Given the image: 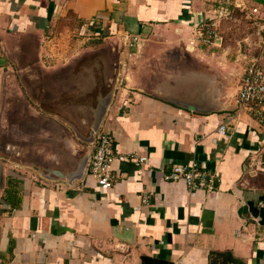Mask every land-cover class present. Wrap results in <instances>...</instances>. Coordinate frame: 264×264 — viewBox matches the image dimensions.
I'll use <instances>...</instances> for the list:
<instances>
[{
	"label": "crops",
	"instance_id": "obj_1",
	"mask_svg": "<svg viewBox=\"0 0 264 264\" xmlns=\"http://www.w3.org/2000/svg\"><path fill=\"white\" fill-rule=\"evenodd\" d=\"M209 1L0 0V264H143V257L150 264H210L212 252L264 264V129L237 104L247 65L242 56L230 63L219 73L226 80L211 90L203 77L193 89L198 81L167 63L182 46L203 55V31L218 13ZM219 30L209 47L221 48ZM81 36L122 46L138 39L119 53L123 66L110 78L115 94L101 130L114 135L118 152L148 161L116 163L124 176L112 189L87 171L69 182L94 150L72 126L89 136L101 94L76 104L89 117L48 110L71 101L77 83L98 73L76 69L95 53L78 52ZM87 92L83 99L92 98ZM175 164L215 173V191L167 181Z\"/></svg>",
	"mask_w": 264,
	"mask_h": 264
},
{
	"label": "rangeland",
	"instance_id": "obj_2",
	"mask_svg": "<svg viewBox=\"0 0 264 264\" xmlns=\"http://www.w3.org/2000/svg\"><path fill=\"white\" fill-rule=\"evenodd\" d=\"M243 1L244 0H210L209 3L211 9L218 8V13L215 14L216 18H210V22L213 20L211 23H214L215 21H218L220 23L219 28L217 27V29H220L219 33H221V35L223 36V43L221 48L217 49L209 47V45H200L201 47L199 48V50L203 53L202 56L198 55L196 51L192 52L190 48H187L185 46L177 48L173 50L175 51L173 55L174 59H171L172 61L168 60L167 62L169 65L170 62L173 63V65H170L173 66V70L169 71L177 72V74H184V76L189 80H197L198 82L193 80L194 82H196V84H194V82L191 83L193 85V89H196L198 87L196 85L200 83V78L203 77L206 81V89L212 90L221 87V84L219 83L221 79L226 80V76H223L219 73H223V71L225 73V71H228L230 63H237V59L239 57L242 56L241 59H243V63H245L247 65L246 68H248L251 61L256 58L260 52V43L264 35V16L251 13V11L255 7H258L256 0H245V4L243 6H240ZM226 9H228L229 12H226ZM67 23L65 22V26H67ZM74 39L78 40L77 37H75ZM85 39L86 37L84 36L80 37L79 40L82 42V44L80 45L78 52L89 50L93 53L95 52L96 54L94 53V55H89L87 56V58L84 57L83 60L77 63L76 69L79 70L80 67H82V69H95L98 71V73L94 76L89 77V80L86 78L85 83H81L83 85L82 87L79 83H77L75 87L76 91L70 94L71 101L66 100L65 102H63L61 100L56 103L59 104L58 107L56 106L54 109H48L53 112H60L62 115H64V112H68L69 115L75 116V119L77 120H79L82 115V118L86 116L89 117L86 108L82 109L80 107H77V103L85 102L89 104V101L95 103L97 101V95L99 93L103 97L102 99H104L114 91L112 90V88L115 87L114 85H116V82L115 84H111L109 81L111 80L110 78H118V69H120V66H123L118 59L119 53H122L123 47H128V50H130V47L127 44H123L122 46L120 44H109L107 42H103V40ZM72 40L73 39H71V43ZM62 48L65 49L66 45ZM131 50H133L132 52H135L134 48ZM105 53H111L112 55H115L114 57H116V59L110 58L108 60H105L102 56H100V54ZM243 56H247V58H244ZM222 57L226 58V60H222ZM164 61L161 62L163 65L166 63V61ZM124 62H126L127 64V61ZM219 69L220 71H223L219 72ZM99 71H102L103 74H101V72ZM81 72L84 73V71L82 70ZM237 78H239L238 83H240L242 78H240L239 74L237 75ZM159 79L160 78L158 77V80ZM124 84L125 83H123L121 86H123ZM89 90H92L93 100L92 98L83 99V96L88 94L87 91ZM82 91L85 92L83 93ZM13 100H16V98L13 97ZM63 105H67L69 107H63ZM82 110L85 114H81V116L78 118V116L80 115V111ZM73 124L74 123H72V125ZM74 126H76L77 128L79 127V125L76 124ZM13 142H16V140H13ZM4 146L5 144L3 143L0 147L4 149Z\"/></svg>",
	"mask_w": 264,
	"mask_h": 264
},
{
	"label": "built area",
	"instance_id": "obj_3",
	"mask_svg": "<svg viewBox=\"0 0 264 264\" xmlns=\"http://www.w3.org/2000/svg\"><path fill=\"white\" fill-rule=\"evenodd\" d=\"M253 14L262 15L264 11L261 7H255ZM218 38L217 23H210L203 31V42L206 45H213ZM134 43H138L137 38H130L127 45L132 48ZM264 49V35L262 39ZM254 58L248 66L242 87L238 97V112H247L264 129V67L262 65V54ZM229 122H225L219 128V133L226 135L229 129ZM148 158L138 153L123 154L115 147V138L110 131L101 130L97 134L94 150L90 156L87 172L93 177L98 185L104 189H112L114 184L123 178V174L116 171L115 164L123 162H133L142 166L147 163ZM167 181H185L190 192L206 190L213 192L216 189L217 175L199 167L198 165L175 164L172 170L165 176ZM144 205L149 203V198L144 196Z\"/></svg>",
	"mask_w": 264,
	"mask_h": 264
},
{
	"label": "water",
	"instance_id": "obj_4",
	"mask_svg": "<svg viewBox=\"0 0 264 264\" xmlns=\"http://www.w3.org/2000/svg\"><path fill=\"white\" fill-rule=\"evenodd\" d=\"M114 92H111V94H109V96L106 98V100L104 101V103L101 104V107L99 109L96 121L94 122L92 129L90 131L89 136H84L82 135L79 130L75 127L72 126L77 137L82 140L84 143H86L89 146H92L95 144L96 139H97V134L101 131V128L104 124L105 118L108 114V111L110 109V106L113 102L114 99ZM162 98L171 101L172 103L179 105L183 108L189 109V110H194L197 111L198 110V106L193 104V103H188V102H183V101H179L177 99H172V98H166L165 96H162ZM91 151L92 148L89 147L88 148V152L84 155L81 163H80V167L79 169L74 172L70 177H69V182H74L77 180H82L86 174L87 168H88V164L90 161V156H91Z\"/></svg>",
	"mask_w": 264,
	"mask_h": 264
},
{
	"label": "trees",
	"instance_id": "obj_5",
	"mask_svg": "<svg viewBox=\"0 0 264 264\" xmlns=\"http://www.w3.org/2000/svg\"><path fill=\"white\" fill-rule=\"evenodd\" d=\"M256 1L264 5V0ZM142 261L143 264L151 263V259L148 257H143ZM209 262L210 264H244V262L236 258L232 252H212L209 257Z\"/></svg>",
	"mask_w": 264,
	"mask_h": 264
},
{
	"label": "flooded vegetation",
	"instance_id": "obj_6",
	"mask_svg": "<svg viewBox=\"0 0 264 264\" xmlns=\"http://www.w3.org/2000/svg\"><path fill=\"white\" fill-rule=\"evenodd\" d=\"M108 96H109V95H108ZM108 96H107V97H108ZM107 97H105V98L103 99V101L101 102V104L104 103V101L106 100Z\"/></svg>",
	"mask_w": 264,
	"mask_h": 264
}]
</instances>
